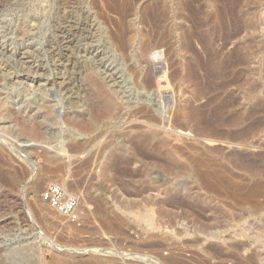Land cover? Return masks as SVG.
<instances>
[{"label": "rangeland", "instance_id": "374dc122", "mask_svg": "<svg viewBox=\"0 0 264 264\" xmlns=\"http://www.w3.org/2000/svg\"><path fill=\"white\" fill-rule=\"evenodd\" d=\"M128 1L122 18L108 0H0V264H161L170 250L238 263L197 250L202 231L215 234L204 245L232 237L264 264V196L254 213L225 202L180 152L225 165L244 190L264 182V0ZM186 105L204 130L175 125ZM51 182L78 197L76 221L41 199ZM96 199L120 231L105 232Z\"/></svg>", "mask_w": 264, "mask_h": 264}, {"label": "bare ground", "instance_id": "6f19581e", "mask_svg": "<svg viewBox=\"0 0 264 264\" xmlns=\"http://www.w3.org/2000/svg\"><path fill=\"white\" fill-rule=\"evenodd\" d=\"M106 1V0H105ZM241 1V0H240ZM109 3H112V5L115 7L116 11L118 12V14L120 15V17H126L128 10H129V1L128 0H108ZM154 6V5H153ZM113 7V8H114ZM159 8V7H158ZM112 9V8H110ZM119 17V18H120ZM121 19V18H120ZM237 19V18H236ZM217 27V26H216ZM122 29V28H121ZM120 31H123L121 30ZM119 30V29H118ZM197 30V29H196ZM122 33V32H121ZM113 35V34H112ZM122 35V34H121ZM118 36V34H117ZM212 37V36H211ZM118 38V37H117ZM122 39V38H121ZM123 43L122 45L125 46L126 40H121ZM209 42V41H208ZM163 43V42H162ZM148 45V44H147ZM206 45V44H205ZM121 46V45H120ZM153 47V46H152ZM122 48V47H121ZM146 50H148L147 47L143 48L142 50V55L143 57H146V53L148 54L149 52H147ZM212 52V51H211ZM138 53V52H137ZM164 53V52H163ZM217 54V53H216ZM213 60V59H212ZM228 61V60H227ZM189 65V64H188ZM197 67V66H196ZM194 68V67H193ZM215 68V67H214ZM224 68V67H223ZM191 69V68H189ZM218 69V68H217ZM193 69L188 70L187 73V78L193 80L194 79V75H193ZM220 70V69H219ZM224 70V69H223ZM172 72V71H171ZM195 74V73H194ZM148 76V75H146ZM172 76V75H171ZM174 76V75H173ZM217 76V75H216ZM166 78V77H165ZM226 78V77H225ZM208 80V79H207ZM141 84L145 86L146 88H153L154 87V83H153V79L150 78V76L146 77V78H142L141 80ZM162 81V80H161ZM206 82V81H205ZM158 83V82H157ZM161 83L159 82L158 85H160ZM165 84L162 83L161 86ZM157 87V86H156ZM154 89V88H153ZM113 90V89H112ZM115 91H117L116 89H114ZM197 95H200V91L198 90ZM110 95V94H109ZM217 99V98H216ZM233 106V105H232ZM110 109V108H109ZM104 110V109H103ZM183 111L179 112V110H177L178 115H175V117L177 116L176 119H174V123L175 125L181 128H189L187 125H189L188 123L186 124L185 122L183 123V120L185 119L186 122H188L187 120H190L192 122L196 123V126L198 128L201 127V129L204 127V120L201 114L200 109H196V108H189L187 105L182 108ZM215 110V109H214ZM220 110V109H219ZM205 112V111H204ZM137 113H141V115H146L145 110L141 111L139 110ZM203 113V112H202ZM219 113V112H218ZM218 115V114H217ZM241 115V114H240ZM97 116V115H96ZM147 116V115H146ZM150 116V115H149ZM183 116V117H182ZM219 117V116H218ZM101 118V117H100ZM149 118V117H148ZM184 118V119H183ZM93 119V118H92ZM151 119V118H149ZM205 119V118H204ZM207 119V118H206ZM205 119V120H206ZM216 119V118H215ZM214 119V120H215ZM219 119V118H218ZM222 119V118H221ZM209 120V119H207ZM211 120L212 117H211ZM189 121V123H191ZM217 121V119H216ZM215 121V122H216ZM223 121V120H222ZM221 121V122H222ZM232 121V120H231ZM151 122V121H150ZM220 122V119L217 121ZM220 122V123H221ZM213 123V122H212ZM94 124V123H93ZM219 124V123H217ZM216 124V125H217ZM222 125V124H221ZM191 126V125H189ZM195 126V125H194ZM192 126V127H194ZM195 126V129H196ZM206 126V123H205ZM197 128V130L199 131V129ZM210 128V127H209ZM194 130V128H192ZM206 129V128H205ZM211 129V128H210ZM204 130V128L202 129ZM195 131V130H194ZM208 131V130H207ZM212 131V130H211ZM210 131V132H211ZM196 132V131H195ZM200 132V131H199ZM231 132V131H230ZM237 132V131H236ZM198 133V132H197ZM202 133V131L200 132ZM206 133V132H205ZM127 134V133H126ZM146 135V134H145ZM209 137L211 136L208 133ZM215 136V135H213ZM211 136V137H213ZM145 137V136H144ZM146 140L145 141H149V144L151 143V145L154 146L155 143H158L159 140L156 136V133H150L147 134V137H145ZM207 138V137H206ZM217 138V137H215ZM225 138V137H224ZM209 139V138H208ZM160 143V142H159ZM161 144V143H160ZM163 144V143H162ZM149 146V145H148ZM166 146V143H165ZM193 146V145H192ZM163 147V146H162ZM157 148V147H156ZM185 148V147H184ZM161 149V148H160ZM164 149V148H163ZM165 150V149H164ZM180 150V149H179ZM183 150V149H182ZM192 150V149H191ZM194 154H192V156H190V154H186L185 152H181V154L185 155L184 156V161L186 160V163L184 166L187 167L188 165V169L191 168L193 170V173H196V176L198 177V179L201 181L202 185L204 186V188L206 187V189L212 193L218 194L220 197L226 199L225 202H227V200H229L230 204L239 206L241 205L243 202L241 201H245V203H248V210L249 212H256L258 209H260L262 207V203L257 202L256 201V197L258 198V196H264V182H260L258 180H250L248 181L244 186L246 187V189L244 190V187L242 189V187L240 185H238V182L235 183L232 179L231 176H233V174L231 172L228 171L227 167H225V165L223 164H216L214 162V160H211L210 158H207L206 156L203 155V153L198 152L196 149H193ZM162 151V149H161ZM168 152V151H167ZM166 152V153H167ZM221 152V151H220ZM165 154V153H164ZM170 155L169 154H165ZM182 155V156H183ZM164 156V155H163ZM171 156V155H170ZM173 156V155H172ZM181 156V155H180ZM263 156V155H262ZM165 157V156H164ZM54 159V158H53ZM170 159V158H169ZM169 159H167L169 161ZM52 160V159H51ZM148 160V159H147ZM171 161V159H170ZM233 161V160H232ZM173 162V161H172ZM234 162V161H233ZM232 162V163H233ZM171 162H169L170 165ZM175 163V162H174ZM219 163V162H218ZM249 163V162H248ZM184 164V163H183ZM175 165V164H174ZM179 165V164H177ZM232 165V164H231ZM235 164H233L234 166ZM173 166V165H172ZM238 166H240V169L245 170L248 174H250L251 169L247 166L238 164ZM94 167V166H93ZM175 167H177L175 165ZM95 168V167H94ZM97 168V166H96ZM95 168V169H96ZM181 168H183L181 166ZM235 168V166L233 167ZM239 168V167H237ZM57 170V169H56ZM99 170V169H98ZM186 170V169H185ZM173 171V170H172ZM228 171L230 173L231 176L226 177L224 174H222V172H226ZM175 173V172H174ZM34 174V173H33ZM252 174V173H251ZM34 176V175H33ZM195 176V178H196ZM239 176V175H238ZM112 177V176H110ZM12 183L14 184L15 180L14 178H12ZM8 180V179H7ZM39 180V179H38ZM16 183V182H15ZM40 183V182H39ZM38 182H34L32 183L31 187L34 188H38L39 186ZM34 184V185H33ZM198 189V188H197ZM255 199V200H254ZM97 201V207L95 210V215H97V217L99 218V221L101 222V225H103L105 232L110 231V232H118L120 231V227L123 225H119L118 223H120V221L118 222V217L111 215L110 211L107 210L108 208H106L104 206L102 202V199H96ZM181 201V200H180ZM183 201V200H182ZM223 201V200H222ZM156 202V201H154ZM244 203V204H245ZM264 203V202H263ZM106 204V203H105ZM217 204V203H216ZM209 205V204H208ZM223 205V204H222ZM232 205V206H233ZM246 205V204H245ZM264 205V204H263ZM242 206V205H241ZM247 206V205H246ZM124 207V206H123ZM230 207V206H229ZM228 207V208H229ZM240 207V206H239ZM110 208V207H109ZM129 208V207H128ZM132 208V207H131ZM207 208V207H206ZM211 208V207H210ZM209 208V209H210ZM53 210V209H52ZM163 211L162 207L161 210ZM57 212V211H56ZM90 212V211H88ZM169 212V211H168ZM59 213V212H58ZM92 213V212H90ZM163 213V212H162ZM165 213V212H164ZM60 214V213H59ZM89 214V213H88ZM113 214V213H112ZM61 215V214H60ZM62 216V215H61ZM63 217V216H62ZM96 217V218H97ZM65 218V217H64ZM97 218V219H98ZM90 219V218H89ZM123 227V226H122ZM204 229V228H203ZM77 230V229H76ZM82 230V229H81ZM122 230V229H121ZM245 234H247V236H251L252 232L246 227L245 229ZM204 237L202 238H198V236H195L193 238V245L195 246V248H197V250L209 255L210 257H216V258H220L221 260H225V259H235L237 260V262L240 264H252L253 258L255 256L254 251H250V245L247 243H233V238L231 237H223L222 235H220V237L217 238H213V239H217L219 240V242L217 241V243H212V242H208L206 245H204V242H207L208 239L212 238L215 236V234L212 235V233H208V232H204L202 231L201 233ZM209 241V240H208ZM216 241V240H215ZM251 243V242H250ZM157 244V243H156ZM155 243H150L147 246V248L150 251H154L156 253H158V250L163 249L161 246L156 245ZM161 245V244H160ZM197 246V247H196ZM253 247V246H252ZM193 252V251H192ZM195 253V252H194ZM193 254V253H192ZM195 255V254H194ZM237 255V256H236ZM196 256L197 253H196ZM239 256V257H238ZM159 260L161 261V264H192L190 262L187 261H183L179 254H176L173 252V250L168 251L167 255L163 256V255H159ZM200 258V257H199ZM264 258V257H263ZM94 259V258H93ZM195 259V258H194ZM208 259V258H207ZM211 259V258H210ZM234 260V261H235ZM204 261V260H203ZM97 262V259L95 260H90L88 261V263L90 264H95ZM197 261H195L196 263ZM207 262V261H206ZM199 263V260L197 262V264ZM235 263V264H238ZM53 264H65V260L60 258V257H56L55 261ZM207 264V263H206ZM222 264V263H221Z\"/></svg>", "mask_w": 264, "mask_h": 264}, {"label": "built area", "instance_id": "2783aa9c", "mask_svg": "<svg viewBox=\"0 0 264 264\" xmlns=\"http://www.w3.org/2000/svg\"><path fill=\"white\" fill-rule=\"evenodd\" d=\"M41 199L53 210L69 221H76L79 215L78 197L68 192L63 185L55 182L47 184L40 193Z\"/></svg>", "mask_w": 264, "mask_h": 264}]
</instances>
